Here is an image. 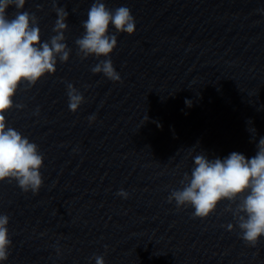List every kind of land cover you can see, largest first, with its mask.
I'll return each mask as SVG.
<instances>
[{
  "label": "water",
  "instance_id": "water-1",
  "mask_svg": "<svg viewBox=\"0 0 264 264\" xmlns=\"http://www.w3.org/2000/svg\"><path fill=\"white\" fill-rule=\"evenodd\" d=\"M103 2L136 21L110 54L121 81L94 74L100 61L75 44L94 0H55L69 13L70 58L22 83L14 104L23 107L5 114L44 156L37 195L0 182L12 240L5 264H95L97 255L105 264H264V237L252 247L225 227L236 223L235 203L201 219L168 201L199 151L250 158L264 137V0ZM53 3L27 0L22 10L37 17L42 41L55 35ZM68 83L85 98L75 113Z\"/></svg>",
  "mask_w": 264,
  "mask_h": 264
},
{
  "label": "clouds",
  "instance_id": "clouds-1",
  "mask_svg": "<svg viewBox=\"0 0 264 264\" xmlns=\"http://www.w3.org/2000/svg\"><path fill=\"white\" fill-rule=\"evenodd\" d=\"M26 2L0 0V182L14 180L24 193L37 195L43 184L40 169L44 156L37 144L7 124L5 114L13 107H23L14 104V96L22 83L34 85L46 74H54L58 62H68L71 49L65 42V32L69 13L64 7H57L54 0L57 19L52 31L55 35L42 41L37 17L22 11ZM11 8L16 10L15 16L9 14ZM258 11L264 14V9ZM110 25L115 32L110 31ZM82 27L84 33L75 41L79 54L82 58L94 56L100 61L91 71L113 82L121 81L110 54L117 47L118 33L132 35L136 31L131 10L124 6L112 10L103 0H94ZM67 96L68 108L75 113L85 98L71 83L67 84ZM185 103L191 106V101ZM88 119L90 123L95 122L96 116ZM250 131L255 133V129ZM256 149L250 158L235 151L224 158H209L199 151L192 157L193 167L190 174L185 173L182 187L171 191L168 201H174L178 209H194L193 217L201 219L209 217L222 201L235 203V209L230 211L236 223L225 227L228 231L238 227L240 238L255 247L264 237V137H260ZM117 195L124 199L129 197L124 189ZM9 223V216L0 214V264L8 260L12 247ZM92 259L95 264H105L102 255Z\"/></svg>",
  "mask_w": 264,
  "mask_h": 264
}]
</instances>
